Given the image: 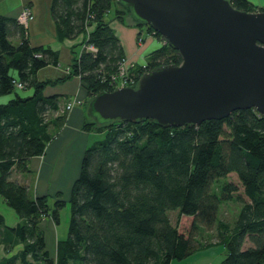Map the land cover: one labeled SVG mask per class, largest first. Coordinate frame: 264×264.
<instances>
[{
  "label": "trees",
  "instance_id": "16d2710c",
  "mask_svg": "<svg viewBox=\"0 0 264 264\" xmlns=\"http://www.w3.org/2000/svg\"><path fill=\"white\" fill-rule=\"evenodd\" d=\"M232 4L264 11L249 0ZM51 11L59 41L83 39L72 47L68 73L44 80L37 78L38 70L58 65L59 50L33 46L27 26L0 13V96L15 94L0 104V194L20 216L10 227L0 213V243L7 253L22 244L0 264H171L213 245L197 234L214 227L216 243L226 249L219 264H264V116L256 108L198 126L162 127L153 119L85 122L86 130L102 136L84 152L71 188L68 235L58 240L56 256L51 254L41 224L47 217L59 223L64 192L51 203L50 194L32 197L28 185L13 179L14 170L29 171L28 161L45 154L67 121L68 109L61 112V104L69 97L46 96L45 88L79 76L90 98L116 89L113 76L127 57L112 22L127 16L134 18L138 40H144L145 28L160 44L145 62L130 67L134 86L145 72L182 63L179 51L118 0H53ZM90 44L97 50L88 49ZM17 83L33 93L21 95ZM231 173L247 199L228 179ZM233 200L243 204L231 226L219 212L222 202ZM172 210L178 211L175 223ZM247 239L253 244L244 247Z\"/></svg>",
  "mask_w": 264,
  "mask_h": 264
},
{
  "label": "water",
  "instance_id": "95a60500",
  "mask_svg": "<svg viewBox=\"0 0 264 264\" xmlns=\"http://www.w3.org/2000/svg\"><path fill=\"white\" fill-rule=\"evenodd\" d=\"M118 1L179 51L182 63L93 96L86 104L93 122L198 126L248 108L264 116V11L238 9L232 0Z\"/></svg>",
  "mask_w": 264,
  "mask_h": 264
},
{
  "label": "crops",
  "instance_id": "0c3cea01",
  "mask_svg": "<svg viewBox=\"0 0 264 264\" xmlns=\"http://www.w3.org/2000/svg\"><path fill=\"white\" fill-rule=\"evenodd\" d=\"M249 1L257 7H264V0ZM52 2L53 0H0V13L5 16L17 18L24 7L31 9L33 18L29 22L27 29L29 40L33 46L51 45L53 48L59 50V64L47 65L39 69L37 73L39 80L58 78L67 74L73 59L72 47L80 43L83 39V35L75 39H66L62 42L57 39V26L51 11ZM110 17H114V9L110 12ZM112 26L124 47L126 57L139 63L145 62L152 48L156 47V41L158 40L147 32H144L143 43L139 42L137 35L138 27L129 16L124 20L114 19ZM44 94L46 96H68L69 99L61 104L62 112L67 109V103L72 102L73 106L68 110L65 125L57 137L49 143L45 154L35 156L28 161L29 171H13V179L28 185L32 197L41 194H51L50 192L52 190L50 185L52 182L55 185L52 195L58 191L64 192V190L55 191V189L62 187L60 185L62 183L61 177H63L66 168L74 165L71 164V159L74 158L73 162L77 164L78 171H75L73 174L71 184L69 185V187H72L74 181L80 174L82 159L86 148L91 143L92 138H97L98 136L97 131L86 130L83 127L85 122L89 121L86 113V104L90 97L86 85L79 76H74L61 84L48 85L44 90ZM2 97V100L9 101L14 95H3ZM0 213L4 215L5 223L10 227L16 226L20 221L18 213L5 202L1 194ZM41 225L45 231L47 247L51 254L56 256L57 242L60 239L56 234L57 223L51 217H47L43 219ZM5 247V243L1 242L0 260L5 256H11L17 253L22 248V244L15 245L9 253L6 252ZM217 247V250L213 252L219 255L221 254L219 260L221 262L226 256V249L225 247L224 249L220 246ZM207 252L204 250L197 254V256L203 254V259H199L197 264H213L209 261ZM195 256L192 259H196Z\"/></svg>",
  "mask_w": 264,
  "mask_h": 264
},
{
  "label": "rangeland",
  "instance_id": "374dc122",
  "mask_svg": "<svg viewBox=\"0 0 264 264\" xmlns=\"http://www.w3.org/2000/svg\"><path fill=\"white\" fill-rule=\"evenodd\" d=\"M89 30H90V28H89ZM144 32H146V29L145 28H144ZM14 43H17V41L14 40ZM142 43H143V41H142ZM156 43H157L156 44V47H158L160 44H159L158 41H156ZM156 47H154V48H156ZM154 48H152V50ZM128 60L131 61L132 59H129L128 58ZM16 90L21 95H29V94L33 93V88L21 89V88H18L17 87ZM13 95H15V94L13 93ZM2 99H3V97L0 96V103L7 102V101H4ZM88 119L91 120L92 118H90L88 116ZM94 130L97 131L96 129H94ZM97 134H98L97 138H99V137L102 136V134H100L98 131H97ZM95 138L96 137H93L92 138L91 143L95 140ZM91 143H89V144H91ZM73 159H71L72 160V163L71 164H74L75 166L74 165H70L68 168H66V170L64 171L63 177H61L62 183L60 185L62 187H60L58 189H55V191L64 190V197L67 200V204L60 210V221L56 225V227H57L56 234L61 239L66 238L67 235H68V228H69V223H70V218H71L70 194H71V188L72 187H69V185L71 184L73 174L75 173V171H78L77 164H75L73 162ZM228 179L230 181H233L234 183H236L239 186L238 193L239 194H243V197L246 198V196L243 193V187H242V185H241V183L239 181V178H238L237 174L236 173H231L228 176ZM223 180L225 182L226 179L223 178ZM223 180L221 182L217 183L215 185V187L218 188V186L220 185V183L223 182ZM54 186L55 185L52 182V184L50 185V188H51L52 191L54 189L53 188ZM52 191L50 192L51 193L50 194L51 195V203L54 202V196L56 194L55 193L54 195H52ZM242 204H243L242 201H235V200H233V201H227V202L226 201L225 202H222L221 203V207H220V212H219L220 219L222 221L224 220V221L230 223V225L233 226L234 223H235V221H236V219H237V217H238V214L240 212V209L242 208ZM169 215H170L171 220L174 223L177 222V218H178V211L177 210L169 211ZM197 236H198L199 239H201L204 242H211V243H214V244L211 245V246H208V247H205V248H202V249L196 251L195 252L196 254L194 253L193 255H191L188 258H185L183 260H173L172 261V262H174L173 264H197V261L199 259L200 260L203 259V257H202L203 254H201L200 256H197V254L201 253L204 250L208 251L207 253L209 255L208 256L209 261H211L213 264H218L220 262L219 260L221 258V254L219 255V254L213 252L214 250L215 251L217 250V248H218L217 246H220V247H222L224 249V245H222L221 243L216 244V242H218L219 239H220L218 228L217 227H214L211 230H206V229H202L201 228L200 231H199V233L197 234ZM252 244L253 243L249 239H247L246 242H245V244H244V247L251 246ZM199 251H201V252H199ZM194 256L196 257V259L195 258L192 259Z\"/></svg>",
  "mask_w": 264,
  "mask_h": 264
},
{
  "label": "built area",
  "instance_id": "2783aa9c",
  "mask_svg": "<svg viewBox=\"0 0 264 264\" xmlns=\"http://www.w3.org/2000/svg\"><path fill=\"white\" fill-rule=\"evenodd\" d=\"M18 20L28 26L29 22L31 21V19L33 18V13L31 11V9L29 7H24L19 15H18ZM89 30L87 31V35L89 34ZM138 34V31H137ZM143 40L140 39L139 42H142ZM167 41V40H166ZM88 49L96 51V47L92 44L87 46ZM134 60L129 61L128 58L121 64V66L119 67V71L118 74L116 76H113V79H117V85L116 88L118 87H123V86H134L135 84V78L130 76L129 73V69L130 67L134 64ZM17 87L18 88H23V85L21 83H17ZM73 106L72 102L67 103V109H71Z\"/></svg>",
  "mask_w": 264,
  "mask_h": 264
}]
</instances>
